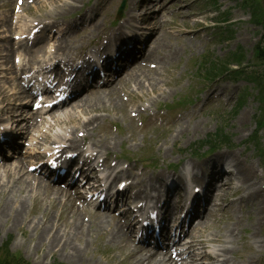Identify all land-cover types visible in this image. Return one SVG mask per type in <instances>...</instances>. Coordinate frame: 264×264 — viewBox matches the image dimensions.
Masks as SVG:
<instances>
[{"label": "bare ground", "instance_id": "obj_1", "mask_svg": "<svg viewBox=\"0 0 264 264\" xmlns=\"http://www.w3.org/2000/svg\"><path fill=\"white\" fill-rule=\"evenodd\" d=\"M0 8H1V6H0ZM96 19H97V17H96ZM89 37H90L89 35L86 36V38H89ZM158 42L161 43L162 40L160 39ZM81 43H83V40H80L79 42L73 43V45L71 47H69L66 38L63 37L62 39H60L57 42L56 52L67 53L69 51L75 50V44H81ZM13 50H14L13 49V45L10 43V37L9 36L0 37V55H1V61H2L3 65L4 64H8L10 62V59H11L10 53H12ZM5 52L8 53V55H3V53H5ZM179 55H180L179 51L178 50H174V51H172L170 53L169 56L172 59H174V58H178ZM168 65H169V63L163 60V66L167 67ZM76 109H82V108L80 107V108H76ZM73 122L75 123V125H81V120H75ZM214 178L219 180V177H214ZM6 189H11V186H3L2 187L3 191H5ZM145 192H146V202H145V205H146L151 200L154 191L152 189H146ZM31 198H32V200L34 201L35 204H37V205L40 204L41 200L39 198H37L36 196H32ZM183 209L184 210H189V209H186L184 207H183ZM187 212L190 214V210L187 211ZM60 213H61L62 216L68 217L69 209H62L60 211ZM112 237L114 239H117L118 238L117 232H113L112 233ZM57 241L58 240L55 238V236L50 240V242H49L50 244L54 243V246L52 248H54L56 246ZM163 245H166V244H163ZM52 248H50V249H52Z\"/></svg>", "mask_w": 264, "mask_h": 264}, {"label": "rangeland", "instance_id": "obj_2", "mask_svg": "<svg viewBox=\"0 0 264 264\" xmlns=\"http://www.w3.org/2000/svg\"><path fill=\"white\" fill-rule=\"evenodd\" d=\"M245 35L249 40L250 39L249 36L247 34ZM238 46H240V48H243L246 51L247 58L251 56V49L249 48V43L240 41ZM230 109L231 107H229L227 110L223 109L221 117L218 118L219 120L221 119L222 122L219 121L216 124L226 125L227 131L237 134L238 137L249 134L253 129V125H254L253 116L257 110V104L253 100H250L249 103L246 105L245 109H242L239 112L238 117L236 118L233 117L232 110H231V116L228 114ZM244 113H245L244 115L245 119L241 121V118ZM241 133L243 134L241 135Z\"/></svg>", "mask_w": 264, "mask_h": 264}]
</instances>
